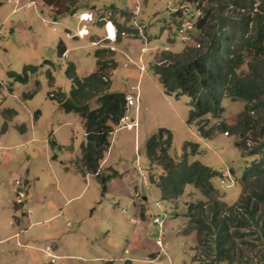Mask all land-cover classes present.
<instances>
[{
    "label": "rangeland",
    "instance_id": "rangeland-1",
    "mask_svg": "<svg viewBox=\"0 0 264 264\" xmlns=\"http://www.w3.org/2000/svg\"><path fill=\"white\" fill-rule=\"evenodd\" d=\"M235 2L205 0L197 9L188 0H51L54 6L44 0H0V136L8 128L0 142V230L6 232L0 235V264H264V198L254 197L264 193V169L258 171L257 155H246L262 143L258 132L264 127V96L248 104L252 131L245 133L244 147L241 136L222 129L236 124L246 101L223 97L217 117L207 114L187 123L188 97L166 95L152 69L163 52L205 49L207 37L194 24L207 9L210 17L218 15L215 11L223 17L248 15L247 1L239 7ZM260 2L254 0L252 8ZM57 8L74 12L57 14ZM107 21L116 30L117 52L105 45L112 38L108 30L106 38ZM235 26L224 29L231 50L238 44ZM247 34H253L251 23ZM248 62L237 71H249ZM263 62L264 57L257 59L255 68L264 74ZM101 64L104 85L94 94L136 97L125 113L134 124L114 127L99 162L100 175L112 176L103 193L81 166L82 118L63 111L57 101L59 94L68 98L76 89L68 74L80 80ZM10 72L23 80L12 79ZM97 97L87 101L89 109L98 107ZM7 109L12 113L2 116ZM199 122L208 136L200 134ZM161 128L171 133L166 152L175 162L187 155V163L217 173L209 194L186 185L171 202L162 198L157 187L161 156L149 161L145 154L147 140ZM56 181L66 200L51 189ZM77 188L79 196L72 199ZM200 202L201 213L188 210ZM25 216L39 223L28 227ZM209 222L216 235L204 229ZM16 225L26 229L14 236ZM220 233L228 235L224 242L217 238ZM227 248L228 261L217 260L216 251Z\"/></svg>",
    "mask_w": 264,
    "mask_h": 264
},
{
    "label": "trees",
    "instance_id": "trees-1",
    "mask_svg": "<svg viewBox=\"0 0 264 264\" xmlns=\"http://www.w3.org/2000/svg\"><path fill=\"white\" fill-rule=\"evenodd\" d=\"M44 1L47 5H53L51 0ZM188 1L194 3L197 9H199L201 2L205 0ZM245 1L249 3V8L251 9L248 15L240 14L223 17L219 15V12L215 11L218 15L214 14L213 17H210V10L207 9L204 15L196 21L194 24L195 28L207 37L204 50L200 49V46L198 48L187 46L180 53L163 52L160 64H155L152 68L166 95L181 94L188 97L190 111L187 123L199 121L200 118L207 114L217 117L221 111L220 100L223 97H238L246 101L247 104L244 107V112L236 124L231 127L223 126V128H227L222 129L223 132L227 131L228 134L241 136L244 140V147L245 133L252 131L249 122H247V117L253 112V109L248 104L255 100L257 102L259 97L264 96V74L261 70L259 71L255 68L257 59L264 57V6H262L264 0H261L260 5L255 9L252 8L254 0H238L235 4L236 6L239 4L243 5ZM241 8L243 7L241 6ZM73 10L69 8V10L59 11V8H57L56 11L58 12L56 13L63 14L68 12L72 14ZM250 14L252 15L251 18L249 17ZM249 23L253 25L252 35L247 34ZM235 24V27H237L236 32H238V44L231 50L229 45L230 40L226 36L228 33L224 32V29ZM232 31L230 30L229 33ZM98 52L96 53L97 57ZM247 61H249V71L246 73L238 72L237 70ZM100 68L102 69V64L96 72L80 80L72 72L68 74V77L75 83L76 89L72 90V94L68 98L59 94L57 101L63 111L66 113L76 112L82 118L86 141L81 146V166L88 173L95 176L101 186V193H103L106 189V183L112 179V176L100 175L99 162L110 146L109 139L114 127L119 125V121L124 115L126 95L120 92L94 94L95 88L99 85H104L103 75L99 71ZM9 75L14 80H23L22 75L12 72ZM89 92L93 93L90 95ZM96 96H98V107L89 109L87 101ZM11 113L12 110L7 109L3 111L2 116L9 117L8 114ZM201 124L200 122L197 123L200 134L208 136L209 133L202 131ZM4 125L6 124L4 123ZM258 135L262 138V143L246 155H257L259 157L260 161L257 169L262 172L264 169V127L259 130ZM170 143V131L161 128L149 137L145 147V154L149 161H152L154 158L157 159V156H161L157 164L162 166L163 173L159 175L157 187L162 193V198L171 199L181 195L186 185H192L202 195L206 196L209 194L213 190L211 179L217 173L212 171L208 166H204L198 162L187 163L184 159L187 156L185 154L180 162H175L168 155V151L166 152ZM167 144L169 145L167 146ZM186 144L189 147H197L192 144ZM51 145H54L53 141ZM237 145L241 147L239 143H236ZM255 165L253 164L243 173L241 176L242 181L246 180L253 166L256 167ZM254 197L264 198V193H262V196L254 194ZM249 199H251V196L248 197ZM243 200H239L240 208L241 205L243 206ZM203 205L202 202L190 204L188 205V210L192 208L199 209L198 212L201 213ZM248 205V203H245L244 208L251 218L253 213L248 212ZM226 211L230 212V209ZM232 219H236V217ZM212 223H207L204 229H208L214 235ZM227 237V234L226 237L221 233L220 235L217 234L220 242H224ZM216 252V258L220 261H228L231 253L229 248ZM237 263L245 264L244 262Z\"/></svg>",
    "mask_w": 264,
    "mask_h": 264
},
{
    "label": "crops",
    "instance_id": "crops-1",
    "mask_svg": "<svg viewBox=\"0 0 264 264\" xmlns=\"http://www.w3.org/2000/svg\"><path fill=\"white\" fill-rule=\"evenodd\" d=\"M84 13H86V12H82L81 13V15H83ZM86 14H90V13H86ZM80 29V28H79ZM84 29H87V28H84ZM105 29V28H104ZM116 33V32H115ZM116 35V34H115ZM104 37V36H103ZM106 38H107V36H106ZM105 39V38H104ZM112 38H107V39H105L106 40V43L108 44H105L106 46H110L111 47V49H112V51H116L117 52V48L119 47V45H118V43L115 41L116 40V36H115V38L114 39H112ZM101 42V40L98 42V44ZM114 42H116V47H114L113 48V43ZM94 43V42H93ZM12 110V109H11ZM8 136V128L6 129V131L3 133V134H1V136H0V142H3L5 139H6V137ZM85 141V140H84ZM6 162L7 161H4V162H2L1 163V165H3V166H5L6 165ZM86 174H88V173H86ZM89 175H91L92 177H94L95 178V176L94 175H92V174H89ZM18 178V177H17ZM17 178H15L14 180H16ZM19 179V181L22 183V182H25V181H23L21 178H18ZM59 179L60 178H58V181H59ZM96 179V178H95ZM14 182L15 181H13V183H12V186L14 187ZM8 183L9 184H11V181H8ZM74 183L75 184H77V181H75L74 180ZM109 183V182H108ZM59 183H57V181H56V183L54 182V185H53V183H52V185H51V189L52 190H54L55 192H57L58 193V198L59 199H61V198H63L64 200H66V198L62 195V194H60L59 192H58V189H59V185H58ZM109 186L110 185H108V186H106L107 188H106V192H108V189H109ZM27 187V186H26ZM160 191V190H159ZM50 193V192H49ZM160 193H161V191H160ZM23 194H25V196H24V198H23V200L26 198V188H25V191H23ZM76 195H75V197H73L72 199H74V198H78V196L79 195H77L78 194V188H77V193H75ZM166 201H169V202H171L170 201V199H166ZM8 203H9V207H11L12 208V201L11 200H8ZM23 204L21 205V206H23L24 205V201L22 202ZM65 205H66V203H65ZM6 210V209H5ZM29 211V210H28ZM6 212H9V209L8 210H6ZM32 211L30 210V213H31ZM29 214V213H28ZM32 214V213H31ZM56 215H59V214H56ZM55 215V216H56ZM143 215H144V213H143ZM11 217V218H10ZM12 217H14V216H10V213H9V225H10V223L13 225L14 224V220H13V218ZM24 223H25V225L26 226H31L32 224H37V223H39V221H34L33 223L32 222H30L28 219H27V217L25 216L24 217ZM144 223V222H143ZM26 229V227H24V229H21L18 225H16L15 226V234H14V236H17L18 235V233L20 234V232L22 231V230H25ZM6 234V232L5 231H2V230H0V235L1 236H4ZM3 240H5V239H3ZM152 260H154V259H152ZM152 262V261H151ZM150 264V263H149Z\"/></svg>",
    "mask_w": 264,
    "mask_h": 264
},
{
    "label": "built area",
    "instance_id": "built-area-1",
    "mask_svg": "<svg viewBox=\"0 0 264 264\" xmlns=\"http://www.w3.org/2000/svg\"><path fill=\"white\" fill-rule=\"evenodd\" d=\"M135 99H136V97H135ZM135 99L133 100V99L131 98V96H126V98H125V100H126V107H130V106L134 105ZM128 121H130L132 124H134L133 120H131V119L129 118L128 115H125V116L120 120V122H121L124 126H126L127 128L131 126V124H129Z\"/></svg>",
    "mask_w": 264,
    "mask_h": 264
},
{
    "label": "bare ground",
    "instance_id": "bare-ground-1",
    "mask_svg": "<svg viewBox=\"0 0 264 264\" xmlns=\"http://www.w3.org/2000/svg\"><path fill=\"white\" fill-rule=\"evenodd\" d=\"M108 25H107V29H106V26H104V28H105V31H106V36L109 34L110 35V37H112L113 38V35H114V32H115V28H114V26L112 25V23H107ZM112 25V26H111ZM112 27H113V29H112ZM107 30H108V34H107ZM110 39V38H109Z\"/></svg>",
    "mask_w": 264,
    "mask_h": 264
},
{
    "label": "clouds",
    "instance_id": "clouds-1",
    "mask_svg": "<svg viewBox=\"0 0 264 264\" xmlns=\"http://www.w3.org/2000/svg\"><path fill=\"white\" fill-rule=\"evenodd\" d=\"M107 23H110V21H107ZM104 26H106V25H104ZM115 32H116V30H115ZM115 34H116V33H115ZM115 36H116V35H115ZM125 95H126V96H130V95H128V94H125ZM126 96H125V98H126ZM134 99H135V98H134ZM134 99H133V100H134ZM127 108H128V107H126V100H125V112H124L123 117H124L125 115H127V114H125L126 111H127ZM123 117H122V118H123ZM122 118H121V119H122ZM121 119H120V120H121ZM131 120H132V119H131ZM133 122H134V121H133ZM119 124H122V123L119 121ZM156 220H157V219H154L155 222H156ZM157 221H158V220H157Z\"/></svg>",
    "mask_w": 264,
    "mask_h": 264
}]
</instances>
